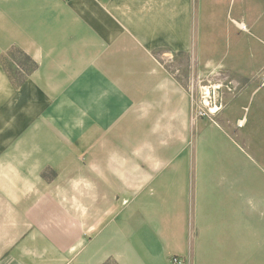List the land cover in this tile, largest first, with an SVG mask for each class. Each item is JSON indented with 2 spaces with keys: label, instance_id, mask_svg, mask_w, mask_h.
I'll return each instance as SVG.
<instances>
[{
  "label": "crops",
  "instance_id": "crops-1",
  "mask_svg": "<svg viewBox=\"0 0 264 264\" xmlns=\"http://www.w3.org/2000/svg\"><path fill=\"white\" fill-rule=\"evenodd\" d=\"M230 7L231 0H0V264H169L173 256L258 264L247 257L257 199L248 211L242 149L228 128L190 121L183 88L158 60L216 59L207 43L217 28L223 33ZM230 19L236 31L245 24ZM15 49L32 64L18 79L4 65ZM231 56L240 66L241 52ZM118 90L127 93L120 101ZM121 104L131 122L173 123L187 134L182 142L187 132L201 135L193 146L146 148L143 166L127 162L125 174L117 151L73 161L81 153L69 148L70 133L82 135L87 153L86 133H104ZM235 109L221 121L231 123ZM206 130L228 144L222 152L201 144ZM214 161L220 176L211 180ZM46 169L62 171L63 193L42 177Z\"/></svg>",
  "mask_w": 264,
  "mask_h": 264
},
{
  "label": "rangeland",
  "instance_id": "rangeland-1",
  "mask_svg": "<svg viewBox=\"0 0 264 264\" xmlns=\"http://www.w3.org/2000/svg\"><path fill=\"white\" fill-rule=\"evenodd\" d=\"M230 18L244 21L245 24L238 28L239 31H236ZM220 21L224 26L223 33L222 28H217V36L216 33L215 35L211 34L209 36L211 41L207 43L210 45L207 53H212L216 59L205 63L201 59L193 60L185 56L160 57L158 60L167 67L172 78L183 88L188 99L190 121L198 120L228 128L226 131L229 132L227 134L231 140L241 147V154L244 156L246 166L245 192L248 199V211L251 210L249 200L257 199L256 209L252 213L254 216L248 220V227L256 226V228L248 229L246 233L247 257L253 260L255 254L258 264H264V0H236L235 3L234 0H231L229 17L224 19L221 17ZM238 50L241 52L240 66L235 65L238 62L230 60L233 58L231 56L233 52ZM12 54L14 61L10 62L7 59L4 65L18 79L31 70L32 64L27 62L17 49L13 50ZM222 54L224 56L229 54L228 56L231 57L229 59L227 56L225 60L224 57L217 60ZM242 73L245 74L244 77ZM208 83L221 85L220 92L218 90L217 94L220 96L223 108L215 117L196 118L193 111L196 104L199 106L203 88L205 85H209ZM117 94L119 101L127 95L125 90H118ZM235 107L233 118L235 120L240 118V121L233 119L231 123H223L219 118L220 113L225 112L226 109L228 113ZM128 109L127 105H118L119 120L117 122L106 121L103 127L104 133H86L87 153L85 154L82 151L84 147L82 135L78 139L79 133H70L72 144L69 145V148L81 153L76 155V158L73 155V161L80 163L87 159L92 160L96 156V152L101 150L104 152L103 156L110 159L112 156L109 152L113 150L117 151L113 156L117 157L116 162L119 170L125 174V170L122 169L126 167L127 162L131 164L134 162L138 167L143 166L144 155L145 157L149 156V151L146 148L165 145L171 147L184 143L193 146L196 136L201 135L200 132H187L189 133L188 140L186 142L183 140V143L181 137L187 134L177 133V130L171 129L170 124L174 125L173 123L143 120L131 122L127 119ZM138 117L142 118L141 115ZM116 131L118 133H114ZM209 133H212L211 130L204 132L205 138L203 137L201 144L204 147L207 146L211 151L222 152L221 148H226L228 144L220 139L219 141L207 138ZM73 134L77 136L76 143H73L75 141ZM222 156L224 154H219V158ZM215 163L217 164L216 161L212 162L211 166L213 171L210 173L211 180L220 176L219 166L214 165ZM61 172L46 169L42 173L46 182L54 180L55 193H63L64 186L58 182ZM119 183H121L120 179ZM255 246H257V250Z\"/></svg>",
  "mask_w": 264,
  "mask_h": 264
},
{
  "label": "built area",
  "instance_id": "built-area-1",
  "mask_svg": "<svg viewBox=\"0 0 264 264\" xmlns=\"http://www.w3.org/2000/svg\"><path fill=\"white\" fill-rule=\"evenodd\" d=\"M208 84L209 85H205L203 88L199 106L196 104L193 111L196 118L215 117L223 108L222 101L219 99L220 96L217 94L220 92L221 85ZM169 264H187V260L184 257L173 256L170 259Z\"/></svg>",
  "mask_w": 264,
  "mask_h": 264
},
{
  "label": "trees",
  "instance_id": "trees-1",
  "mask_svg": "<svg viewBox=\"0 0 264 264\" xmlns=\"http://www.w3.org/2000/svg\"><path fill=\"white\" fill-rule=\"evenodd\" d=\"M18 53L19 54H21L22 56H24L25 57V60L27 61V62H30V59L26 56V55H24L22 52H20V51H18ZM32 69V68H31ZM30 71V70H29Z\"/></svg>",
  "mask_w": 264,
  "mask_h": 264
}]
</instances>
